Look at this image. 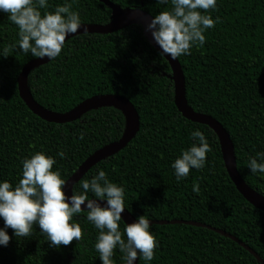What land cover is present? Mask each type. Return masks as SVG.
<instances>
[{
  "label": "trees",
  "instance_id": "trees-1",
  "mask_svg": "<svg viewBox=\"0 0 264 264\" xmlns=\"http://www.w3.org/2000/svg\"><path fill=\"white\" fill-rule=\"evenodd\" d=\"M108 1L122 8H142L152 16L170 8V3L160 5L156 0ZM64 2L49 0L48 10ZM68 3L82 24L104 26L111 21V10L99 0ZM208 11L220 23L205 31L202 47L194 46L190 55L178 57L188 105L226 129L242 179L264 196V175H253L246 166L249 156L264 152V0H217L216 10ZM17 39L16 26L0 12V180L15 185L21 159L42 150L55 159L53 170L59 169L67 182L96 151L122 137L126 119L113 107L63 125L36 116L20 97L18 78L37 58L12 47ZM172 74L143 28L134 25L112 34L70 39L55 60L30 73L28 85L40 106L60 114L98 95L128 99L140 118L139 133L83 179L100 166L110 182L123 186L125 209L135 218L195 222L225 231L264 261V212L249 204L231 181L215 132L179 112ZM197 128L211 151L203 168L190 169L188 177L177 182L170 164L190 146L189 132ZM193 184L198 185L197 193ZM79 191L77 183L73 192ZM74 219L81 239L66 246H50L35 225L27 237H16L7 229L10 239L6 247L0 246V264H101L93 247L97 230L86 212ZM150 230L158 247L148 264H260L238 243L207 228L175 224L153 225ZM121 255L114 250L113 264H123ZM139 264L145 262L140 259Z\"/></svg>",
  "mask_w": 264,
  "mask_h": 264
},
{
  "label": "clouds",
  "instance_id": "clouds-1",
  "mask_svg": "<svg viewBox=\"0 0 264 264\" xmlns=\"http://www.w3.org/2000/svg\"><path fill=\"white\" fill-rule=\"evenodd\" d=\"M156 2L170 3L168 10L159 11L146 25L164 57L177 59L190 55L194 46L204 45L205 31L220 23V18H213L208 11L216 10L217 0ZM49 7V0H0V12L6 13L7 20L17 28L18 39L12 47L40 59L55 60L61 54L66 37L82 27L81 18L77 11L71 10L68 0L51 11ZM189 137L190 146L181 150L170 164L177 182L186 179L190 169L203 168L206 153L211 151L198 128L191 130ZM55 163L52 156L36 151L21 159L20 178L15 185L0 180V220L3 221L0 246L6 247L9 242L7 229L11 228L16 237H27L34 225L47 237L50 246H66L73 239L79 241L81 227L74 216L84 211L87 221L97 230L93 247L101 264H113L116 249L122 254L123 264H134L137 257L145 264L152 261L158 241L145 215L130 224L123 223L121 231V213L125 210L123 186L110 182L106 171L97 166L94 175L79 181L82 191L66 196L62 191L66 181L59 169L53 170ZM246 166L251 174L264 175V152L249 156ZM192 191H199L197 184H193ZM99 201L106 203L101 205Z\"/></svg>",
  "mask_w": 264,
  "mask_h": 264
},
{
  "label": "water",
  "instance_id": "water-1",
  "mask_svg": "<svg viewBox=\"0 0 264 264\" xmlns=\"http://www.w3.org/2000/svg\"><path fill=\"white\" fill-rule=\"evenodd\" d=\"M105 4L112 12L111 21L109 24L101 25H88L82 24V27L77 30V33L70 34L66 37L65 43L70 39L75 38L79 35L84 34H112L123 29H126L130 26H141L144 30V35L148 39L149 43L160 52L158 46L154 42L150 31L147 30L146 25L153 17L148 12L144 11L142 8H122L119 5L113 4L108 0H99ZM87 28V31L84 32V28ZM164 57V56H163ZM169 63L172 69L171 80L174 83V93H175V105L178 108L179 112L187 120L196 123L208 126L211 128L218 137L221 153L225 163L227 173L235 185L238 192L243 196V198L251 204L257 210L264 212V196L257 193L251 187H249L246 182L242 179L238 168L237 160L235 156V147L231 140L229 133L226 129L213 117L201 113L195 112L189 105L186 97V83L185 76L181 64L177 59H171L169 56L164 57ZM52 60H48L47 57L40 59L37 58L29 62L22 70L18 78V89L21 99L25 102L27 107L39 118L42 120L52 123V124H69L80 120L84 115L92 112L94 110L104 108V107H113L121 111L126 119V126L122 137L102 149L96 151L92 156H90L76 171V173L66 182V185L63 186L62 191L65 195H71L73 192L74 186L82 180L85 175L97 164L100 162L115 156L116 154L123 151L136 137L140 130V118L138 112L136 111L133 104L126 98L119 95H98L90 99L85 100L73 110L60 114L55 113L50 110H47L40 106L35 100L30 91L28 85V78L30 73L44 65H47ZM101 205L106 203L105 201H99ZM82 210L84 205H81ZM84 212V211H82ZM121 218L126 224H130L136 220L134 216L130 214L128 210H124L121 213ZM150 226L153 225H175V224H185L195 227H203L216 232L226 238L231 239L232 241L238 243L242 248L248 251L255 259L260 263L264 264V261L248 246L242 243L240 240L226 233L225 231L215 229L204 224L195 223V222H185V221H149ZM139 257H137L134 264H139Z\"/></svg>",
  "mask_w": 264,
  "mask_h": 264
}]
</instances>
